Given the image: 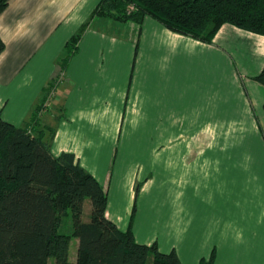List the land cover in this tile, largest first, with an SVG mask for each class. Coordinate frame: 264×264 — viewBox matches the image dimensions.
<instances>
[{
  "label": "crops",
  "instance_id": "obj_1",
  "mask_svg": "<svg viewBox=\"0 0 264 264\" xmlns=\"http://www.w3.org/2000/svg\"><path fill=\"white\" fill-rule=\"evenodd\" d=\"M98 1L8 0L2 119L35 134L53 130L51 153L73 154L116 202L133 198L134 173L120 160L113 177L102 151L116 155V141L132 140L136 148H121L123 156L147 155L142 148L158 140L151 150L163 163L176 152L186 160L168 226L180 244L194 233L190 264L212 252L213 264H264V87L254 81L264 36L224 25L204 44L151 18L138 25L92 16Z\"/></svg>",
  "mask_w": 264,
  "mask_h": 264
},
{
  "label": "trees",
  "instance_id": "obj_2",
  "mask_svg": "<svg viewBox=\"0 0 264 264\" xmlns=\"http://www.w3.org/2000/svg\"><path fill=\"white\" fill-rule=\"evenodd\" d=\"M8 0H0V14ZM92 16L140 25L151 18L165 29L204 44L224 25L264 36V0H99ZM79 35L68 42L75 47ZM4 43L0 38V54ZM264 87V66L254 78ZM50 133L49 141L45 133ZM54 131L19 128L0 115V264H181L175 251L135 241L106 218L107 191L75 156H54ZM139 185H136L138 191ZM91 205L82 220L84 202ZM72 222V234L65 233ZM77 239L75 260L69 259ZM214 253L198 264H213Z\"/></svg>",
  "mask_w": 264,
  "mask_h": 264
},
{
  "label": "rangeland",
  "instance_id": "obj_3",
  "mask_svg": "<svg viewBox=\"0 0 264 264\" xmlns=\"http://www.w3.org/2000/svg\"><path fill=\"white\" fill-rule=\"evenodd\" d=\"M100 141L105 143L106 139L104 140L101 137ZM179 144V141H171V149H178ZM126 146L136 148L132 140L116 141L115 148L117 149V154L112 153L110 155L108 151L111 148L109 147L102 151L101 156V164L106 163L109 157L107 167H110V171H113V177L115 169L117 170L120 165V160H122V166L129 164V169H132L134 173L133 198L131 200H129L128 195L120 197L117 202L112 196L107 198L108 208L113 214L112 221L122 231L127 230L131 224V229L137 243L148 245L155 243L161 253H169L174 250L183 264H190L191 259L192 261L193 259L196 260L191 257L197 253L195 243H198V240H194V233L191 235V240L188 241L190 236H187L188 238H184L187 241L180 244L177 230L174 227L170 228L168 226L169 221L177 218L178 215L179 189L176 186L179 182L178 166L179 161L186 162L185 158L178 156V152H176V155H173V153L170 155L169 163H163L161 161L162 157L158 156V154L155 155L151 150L152 147L159 146L158 140L148 141L147 145L142 148L144 150L147 149V155L146 153H137L132 156H123L120 150L121 148H126ZM111 163L112 166H110ZM168 166L169 171L166 169ZM173 167H175V171L172 172ZM124 177H126V173H124ZM96 178L97 181L100 180L98 175ZM136 185H139L138 191H136ZM193 190L195 188L188 189L189 192ZM191 197H194V191ZM90 212L91 205L86 200L82 214L84 222L89 221ZM72 231V222L68 219L65 233L70 235ZM196 238L201 237L197 236ZM76 249L77 239H72L69 249V259L72 261L75 260ZM48 264H54L53 260L50 259ZM147 264H151V260H148Z\"/></svg>",
  "mask_w": 264,
  "mask_h": 264
}]
</instances>
